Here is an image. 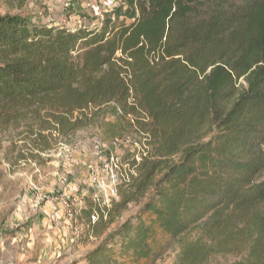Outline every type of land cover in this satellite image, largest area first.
Returning <instances> with one entry per match:
<instances>
[{
  "label": "trees",
  "instance_id": "obj_1",
  "mask_svg": "<svg viewBox=\"0 0 264 264\" xmlns=\"http://www.w3.org/2000/svg\"><path fill=\"white\" fill-rule=\"evenodd\" d=\"M110 102L148 121L137 191L161 178L88 264H154L158 234L174 240L207 217L215 232L249 231L234 264H264V0H131L91 28L0 15V113Z\"/></svg>",
  "mask_w": 264,
  "mask_h": 264
},
{
  "label": "rangeland",
  "instance_id": "obj_2",
  "mask_svg": "<svg viewBox=\"0 0 264 264\" xmlns=\"http://www.w3.org/2000/svg\"><path fill=\"white\" fill-rule=\"evenodd\" d=\"M108 1L0 0V15H21L37 25L91 28L101 26L107 13L125 12L131 0H124L123 4L109 1L115 6L106 12ZM65 3L70 5L67 10H63ZM55 13L61 15L60 20L52 21ZM115 107V102H110L86 110L50 106L0 113V264H88L87 255L136 216L156 193L161 175H157L148 190L138 192L143 177L134 167L135 156L145 148L147 135L142 128L148 121L141 112L119 117ZM108 123H118L121 133L106 132ZM96 137L108 143L109 151H119L123 157L120 199L113 205L126 193L135 196L113 217L108 216L110 208L102 200L95 201L97 190L88 185L87 177L80 182L70 173L76 156L89 150ZM114 139L118 140V147L111 144ZM76 180L80 183L76 184ZM263 180L264 174L257 182ZM75 184L79 186L76 196H82L84 204L82 209L80 205L73 206L77 213L71 225L81 230L80 236H73L68 224L65 238L45 232L43 227L36 231L34 218L40 214L42 205L51 197L74 195ZM41 197L44 201L33 209ZM94 211L99 212L100 219L92 224L90 216ZM211 223L207 217L174 240L158 234L152 244L153 254H158L154 264H190L195 259L201 261L199 264L246 261L251 245L249 231L241 235L243 226L234 223L228 230L215 232ZM207 248L211 251L203 256L202 251Z\"/></svg>",
  "mask_w": 264,
  "mask_h": 264
},
{
  "label": "built area",
  "instance_id": "obj_3",
  "mask_svg": "<svg viewBox=\"0 0 264 264\" xmlns=\"http://www.w3.org/2000/svg\"><path fill=\"white\" fill-rule=\"evenodd\" d=\"M69 3L63 4V10H67ZM112 145L118 147V140L114 139L111 142ZM92 147L97 155L98 163L93 166L87 175L88 185L96 189L95 201L102 200V204L105 207L111 208L113 203L120 199V186L122 184L121 169L123 167V157L119 151H109L108 143L104 142L99 137L93 139ZM135 156V164H139L143 158L147 155V146ZM128 167V164L125 165ZM44 198L41 197L35 202V208L38 209L41 205V201ZM50 201L57 204L60 203L63 206V212L65 220L68 223L73 236H80L81 230L74 228L71 222L74 220L77 211L73 209V206L80 205L83 208L84 199L82 196L77 197L76 195L62 194L58 197L49 198ZM54 224H59V218L57 213L51 216ZM100 219L99 212L94 211L90 220L92 224H95ZM67 225V226H68Z\"/></svg>",
  "mask_w": 264,
  "mask_h": 264
},
{
  "label": "crops",
  "instance_id": "obj_4",
  "mask_svg": "<svg viewBox=\"0 0 264 264\" xmlns=\"http://www.w3.org/2000/svg\"><path fill=\"white\" fill-rule=\"evenodd\" d=\"M110 2H115V0H109ZM107 2L106 12L112 11L115 4H110V2ZM117 2H120V4L124 3V0H117ZM116 3V2H115ZM109 7V8H108ZM63 11V10H62ZM61 15L58 13H55V16L52 18V21H58ZM98 157L92 147V145L89 147V150H85V152L78 154L76 156L75 162L73 165H75L74 169L70 171L73 178L80 179L82 181H85L89 170L95 166L98 163ZM78 180H76V184L80 183ZM73 187L72 194L77 195V191H79V186L77 185ZM68 192V190H67ZM67 194V193H66ZM44 201V200H43ZM35 204V203H34ZM33 204V209L35 208V205ZM57 213L59 218V224H54L52 222L51 216ZM36 211L34 215L36 216ZM35 221V229L36 231L40 228L46 229L45 232L49 233V231L55 233L57 236L64 237L65 234H68L69 232L67 229V222L64 218V212L63 207L60 203L55 204L50 200H47L40 209V214L37 215L36 218H34ZM33 231V230H32ZM50 236V235H49ZM72 236V235H71ZM49 239H53L52 236H50Z\"/></svg>",
  "mask_w": 264,
  "mask_h": 264
}]
</instances>
